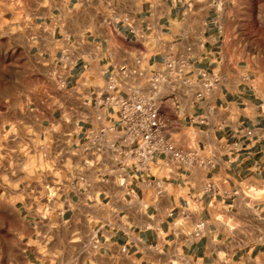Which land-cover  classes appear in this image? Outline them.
I'll return each instance as SVG.
<instances>
[{
  "label": "crops",
  "instance_id": "1",
  "mask_svg": "<svg viewBox=\"0 0 264 264\" xmlns=\"http://www.w3.org/2000/svg\"><path fill=\"white\" fill-rule=\"evenodd\" d=\"M235 3L0 0V264H264V49ZM169 54L192 83H160L166 136L201 162L156 153L139 171L106 81ZM101 127L115 146L85 151Z\"/></svg>",
  "mask_w": 264,
  "mask_h": 264
},
{
  "label": "built area",
  "instance_id": "2",
  "mask_svg": "<svg viewBox=\"0 0 264 264\" xmlns=\"http://www.w3.org/2000/svg\"><path fill=\"white\" fill-rule=\"evenodd\" d=\"M212 4L215 5V2ZM66 58L67 56L64 55L62 61ZM141 60V57H137L135 64L131 67L125 64L118 66L108 75L105 85L107 91L105 103L118 106L119 141L129 147L124 151V156H127L133 167L139 171L148 169L156 153L164 154L169 161L183 165L201 162L196 150L179 147L166 136L169 120L161 108L160 83H166L171 89H175L177 82L181 85L192 83L186 75L188 67L186 57L181 54H169L165 59L164 68L159 70L147 69L142 66ZM199 75L204 90H208L217 82L216 77H211L205 71H200ZM56 77L58 84L62 87L63 74L57 73ZM126 79H145L146 89L136 87ZM117 89H122L125 93L120 94ZM202 95L201 91L195 93L196 97H202ZM114 146L107 138L106 129L101 127L89 134L84 150L95 154ZM78 179L82 181L83 177L79 176ZM68 187L75 189L76 184L69 182ZM206 189L212 190V186L207 184ZM47 194L54 195L50 191H47ZM205 230L206 222L200 220L194 226L192 235L199 237Z\"/></svg>",
  "mask_w": 264,
  "mask_h": 264
},
{
  "label": "rangeland",
  "instance_id": "3",
  "mask_svg": "<svg viewBox=\"0 0 264 264\" xmlns=\"http://www.w3.org/2000/svg\"><path fill=\"white\" fill-rule=\"evenodd\" d=\"M232 11L237 14V30L255 40L257 49H264V0H237Z\"/></svg>",
  "mask_w": 264,
  "mask_h": 264
}]
</instances>
